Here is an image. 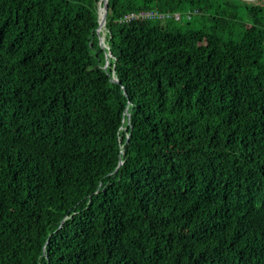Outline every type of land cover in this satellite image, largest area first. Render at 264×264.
Listing matches in <instances>:
<instances>
[{"label":"trees","instance_id":"1","mask_svg":"<svg viewBox=\"0 0 264 264\" xmlns=\"http://www.w3.org/2000/svg\"><path fill=\"white\" fill-rule=\"evenodd\" d=\"M101 3L0 0V264H264V0Z\"/></svg>","mask_w":264,"mask_h":264},{"label":"built area","instance_id":"2","mask_svg":"<svg viewBox=\"0 0 264 264\" xmlns=\"http://www.w3.org/2000/svg\"><path fill=\"white\" fill-rule=\"evenodd\" d=\"M192 12H188L185 15L190 17ZM158 17V18H165V19H171V20H180L181 19V14L179 12H166V13H161L157 11H141L139 13H130L126 16V18H153V17Z\"/></svg>","mask_w":264,"mask_h":264},{"label":"water","instance_id":"3","mask_svg":"<svg viewBox=\"0 0 264 264\" xmlns=\"http://www.w3.org/2000/svg\"><path fill=\"white\" fill-rule=\"evenodd\" d=\"M245 1H249V2H257L259 0H245ZM101 10H104V17L101 19L100 18V12ZM108 5H107V0H102V3L100 4V7H99V27H98V35H99V42L105 47V42L103 40V33L104 31L106 30L105 29V25H106V17L108 15ZM108 57H112V53L108 52L107 54V58ZM104 67L106 68L107 67V64H106V60L104 62ZM115 80L118 81V79L115 77ZM127 113V116L128 118L130 117V114L128 113V111H126Z\"/></svg>","mask_w":264,"mask_h":264},{"label":"bare ground","instance_id":"4","mask_svg":"<svg viewBox=\"0 0 264 264\" xmlns=\"http://www.w3.org/2000/svg\"><path fill=\"white\" fill-rule=\"evenodd\" d=\"M104 17V10H101L100 12V18L102 19Z\"/></svg>","mask_w":264,"mask_h":264},{"label":"rangeland","instance_id":"5","mask_svg":"<svg viewBox=\"0 0 264 264\" xmlns=\"http://www.w3.org/2000/svg\"><path fill=\"white\" fill-rule=\"evenodd\" d=\"M103 35H104V34H103ZM216 35H217L218 37H221V32L218 31V32L216 33Z\"/></svg>","mask_w":264,"mask_h":264}]
</instances>
